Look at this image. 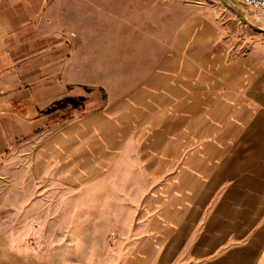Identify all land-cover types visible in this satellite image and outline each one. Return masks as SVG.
<instances>
[{"label": "rangeland", "instance_id": "obj_1", "mask_svg": "<svg viewBox=\"0 0 264 264\" xmlns=\"http://www.w3.org/2000/svg\"><path fill=\"white\" fill-rule=\"evenodd\" d=\"M243 14L233 0L49 2L45 22L76 40L75 78L107 87L116 99L152 98L156 108L167 110L169 142L155 135L154 169L145 177L152 178L151 186H55L35 177L27 158L11 160L6 170L0 165V264H145L146 254L153 264L167 255L170 264L208 262L209 255L193 260L183 253L201 234L208 204L182 249L173 247L176 255L164 254L172 240L157 236L164 230L163 215L177 213L176 186L184 183V176L179 185L177 179L180 114H193L194 104H201L202 132H218L208 116L216 76L233 81L264 71V22L252 10ZM187 123L192 131L193 121ZM231 126L222 130L233 135ZM204 140L202 154L213 164L201 160L209 179L226 161L214 146L225 150L227 143ZM166 145L167 156L161 150ZM196 145L187 139L186 156ZM231 145L242 150L241 142ZM185 177V186H193L192 175ZM257 264H264V254Z\"/></svg>", "mask_w": 264, "mask_h": 264}, {"label": "crops", "instance_id": "obj_2", "mask_svg": "<svg viewBox=\"0 0 264 264\" xmlns=\"http://www.w3.org/2000/svg\"><path fill=\"white\" fill-rule=\"evenodd\" d=\"M50 1L0 0V165L6 170L11 160L27 158L34 176L55 186H151L145 177L154 169L155 135L169 142L167 110L152 98L116 99L103 85L77 80L76 40L45 22ZM219 79L209 87L215 102L208 115L218 132H202L205 115L196 101L195 113L187 116L184 109L179 116L177 179L179 185L184 176V183L176 186L177 213L163 215L157 237L171 239L164 254L176 255L208 204L201 234L183 253L209 259L188 264H257L264 254V71ZM228 124L233 135L222 130ZM203 137L205 144L227 143L225 150L214 146L226 161L209 179L201 160L213 164L202 154ZM187 139L199 143L188 156ZM234 142L242 150L230 146ZM167 149L161 148L166 156ZM187 173L193 186H185ZM175 244H181L176 252ZM147 255L145 264H153ZM167 259L159 264H170Z\"/></svg>", "mask_w": 264, "mask_h": 264}, {"label": "built area", "instance_id": "obj_3", "mask_svg": "<svg viewBox=\"0 0 264 264\" xmlns=\"http://www.w3.org/2000/svg\"><path fill=\"white\" fill-rule=\"evenodd\" d=\"M241 5L244 11L252 10L264 22V0H233Z\"/></svg>", "mask_w": 264, "mask_h": 264}, {"label": "water", "instance_id": "obj_4", "mask_svg": "<svg viewBox=\"0 0 264 264\" xmlns=\"http://www.w3.org/2000/svg\"><path fill=\"white\" fill-rule=\"evenodd\" d=\"M235 3L237 4L238 9L240 10V14H241L243 17H245L244 14H243V9H242L241 5H240L239 3H237V2H235Z\"/></svg>", "mask_w": 264, "mask_h": 264}]
</instances>
